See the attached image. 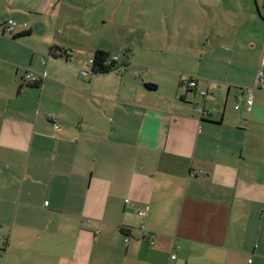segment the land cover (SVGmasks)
<instances>
[{
  "label": "crops",
  "instance_id": "1",
  "mask_svg": "<svg viewBox=\"0 0 264 264\" xmlns=\"http://www.w3.org/2000/svg\"><path fill=\"white\" fill-rule=\"evenodd\" d=\"M64 2L0 0V264H264L258 0H207V54L194 50L203 69L136 60L161 52L152 45L98 48L120 69L90 77L65 48L30 41ZM28 68L38 88L22 79ZM185 78L197 89L186 93ZM119 188L129 199L114 216Z\"/></svg>",
  "mask_w": 264,
  "mask_h": 264
},
{
  "label": "rangeland",
  "instance_id": "2",
  "mask_svg": "<svg viewBox=\"0 0 264 264\" xmlns=\"http://www.w3.org/2000/svg\"><path fill=\"white\" fill-rule=\"evenodd\" d=\"M76 1H80L79 7L73 4ZM221 2L224 3L225 0ZM206 6L207 0H67L60 10L56 11L55 17L49 14L42 15L45 28L39 27L30 41L42 38L50 40L52 45L65 48L70 52L67 56L69 64L72 63L79 70L88 72L89 75L85 77L92 76L90 73L92 65L88 62L98 48L105 49L111 56H119L118 54L124 51V47L128 46H135L139 51L140 47L152 45L150 49L161 50L151 53L150 58L144 59L138 56L136 60L152 61L154 60L152 58L160 56L161 60L169 64L168 67L184 70H190L188 63L192 64L194 61V70H198L203 68H200L197 52L203 51L204 55L207 54ZM258 6L260 12L263 11L264 1L258 0ZM79 9H81L80 15L77 14ZM81 20L84 26L81 25ZM90 24L95 26L94 29L89 27ZM17 28L15 27L14 30ZM187 42L192 47L190 58L188 47H185ZM167 44L170 45L168 50L165 48ZM195 49L197 52L194 54ZM206 63L207 57L203 65ZM25 74L36 76L29 68L25 70L22 79ZM133 90H136V87ZM133 90H131L132 98L136 99ZM84 91L87 90L84 88ZM32 96L33 92L29 97L22 96L18 104L25 105ZM36 96L39 97V94ZM195 100L201 105L202 99L199 96ZM101 167V174L104 181H107V166ZM99 188L100 190L107 188L108 193L110 191L106 182H101ZM125 194L126 189L119 188L116 195L119 200L117 198L112 200L115 208L114 216L120 210L119 207L123 206L122 200L129 199Z\"/></svg>",
  "mask_w": 264,
  "mask_h": 264
},
{
  "label": "built area",
  "instance_id": "3",
  "mask_svg": "<svg viewBox=\"0 0 264 264\" xmlns=\"http://www.w3.org/2000/svg\"><path fill=\"white\" fill-rule=\"evenodd\" d=\"M15 27H16V23L12 20H8L5 24H3L1 32L3 34L10 35L13 32ZM116 60H117L116 57L111 59V61H116ZM91 62H92V60L90 59L88 63L91 64ZM117 69H115V71L116 70L119 71L120 68H117ZM82 71H83L82 73H86V71H84V70H82ZM38 79L39 78H36L32 74H25V76H24V81L29 83V84L37 81ZM180 86L186 93L197 89L196 80L193 78L183 79ZM256 90L264 91V61L261 62L260 66L257 70L256 77H255V85L251 89V91H256ZM199 93L201 96L206 95V91H204V90H200ZM245 103H246L247 108L251 107V105H252L251 94H248V97L246 98ZM235 108H237V106ZM196 111H197V113H199V115L201 117L206 116V112L202 108H198ZM55 127L57 128L58 125L55 124ZM45 205H46V203H45ZM147 209L148 208L146 207L143 211L138 212V215L143 216L145 214V212L147 211ZM3 242H4V239H3V237L0 236V248H1Z\"/></svg>",
  "mask_w": 264,
  "mask_h": 264
},
{
  "label": "trees",
  "instance_id": "4",
  "mask_svg": "<svg viewBox=\"0 0 264 264\" xmlns=\"http://www.w3.org/2000/svg\"><path fill=\"white\" fill-rule=\"evenodd\" d=\"M19 37L21 35H18ZM52 51V49H51ZM61 51V50H60ZM62 55L61 56H69L70 52L67 51H61ZM112 58H109V54H107L104 51L98 50L94 53L93 58L91 59V65H92V69L90 71V73L95 74V73H105V72H111L114 69H116V61H118V58L116 61H111ZM41 79L39 78L37 81L31 83L30 85L33 86L34 88H38L39 83H40ZM145 87L148 89L149 87L151 89H153L152 85H145ZM149 88V89H150ZM121 233L125 236H127L129 229H125V228H121L120 229Z\"/></svg>",
  "mask_w": 264,
  "mask_h": 264
}]
</instances>
